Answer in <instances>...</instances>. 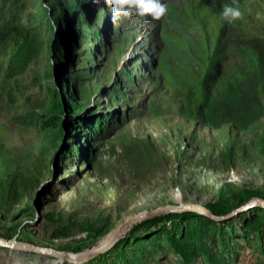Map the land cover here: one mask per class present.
I'll return each mask as SVG.
<instances>
[{
	"label": "rangeland",
	"instance_id": "obj_1",
	"mask_svg": "<svg viewBox=\"0 0 264 264\" xmlns=\"http://www.w3.org/2000/svg\"><path fill=\"white\" fill-rule=\"evenodd\" d=\"M37 1L27 0L29 12L37 11L30 5ZM82 4L91 12L86 0ZM42 6L48 13L46 4ZM122 19L135 36L118 57V79L94 88L91 77L83 78L86 97L64 76L78 69L93 77L101 67L105 57H97L108 35L100 25L80 28L59 21V35L50 39L43 14L41 22H30L37 23V33L46 40L37 55H18L0 44V80H11L15 72L7 70L24 63L18 72L36 97L29 103L21 100L15 109L2 107L10 129L19 126L27 134L20 142L0 139V238L75 254L105 240L120 221L137 212L193 204L210 217L187 210L143 219L107 250L78 264H264V208L214 219L252 199L264 201L263 97L256 130L228 127L223 124L227 116H209L213 130L197 123L187 132L153 122L148 126L136 112L141 99L132 105L119 99L112 103L111 95L120 89L121 65L153 55L156 60L160 46L152 32L158 28L153 30L151 17ZM80 35L97 49L91 61L77 67L75 42ZM166 46L174 69L190 79V65L182 62L185 51L175 43ZM58 49L61 56L55 53ZM199 52L205 57L201 48ZM174 54L180 56L179 63ZM207 102L203 98L201 106L215 108ZM128 137L138 142L127 143ZM146 139L149 145L139 142ZM53 259L0 247V264H55Z\"/></svg>",
	"mask_w": 264,
	"mask_h": 264
},
{
	"label": "trees",
	"instance_id": "obj_2",
	"mask_svg": "<svg viewBox=\"0 0 264 264\" xmlns=\"http://www.w3.org/2000/svg\"><path fill=\"white\" fill-rule=\"evenodd\" d=\"M83 1L38 0L30 4L37 11L29 12L27 0H0V44H8L18 55H37L46 40L37 33V23L30 22L42 21L45 14L43 3L49 8V13L61 22L80 28L92 22L100 25L108 35V45L99 48L102 53L97 57L99 60L105 57L101 67L93 77L78 69L64 76L71 84L76 83L80 95L86 97L83 78L91 77L94 88L100 83L105 86L116 81L114 68L118 57L133 44L135 33L124 28L128 23L122 18L115 24L112 22L111 7L105 0H86L92 8L91 12L82 4ZM176 2L177 5L163 2L167 11L161 19L154 21L153 30L158 29L155 35L152 32V36L160 46L156 60L153 55L144 62L135 59L121 65L117 71L121 75V81L118 80L120 89L111 95V102L119 99L132 105L141 99V108L136 112L141 118L143 116L148 126L153 122L187 132L188 126L197 123L213 130L215 126L209 116H222L223 119L227 116L229 119L223 124L228 127L256 130L257 110L261 108L259 100L260 97L264 99V0H237L243 17L232 22L225 20L222 12L225 5H233V0ZM178 11L182 15L179 19ZM135 19L139 20V17L135 16ZM183 19H186V26L182 25ZM165 34L171 35V38L165 37ZM167 43H175L185 51L182 62L190 65V79L174 69L166 51ZM75 48L77 67H82L86 65V59L91 61L97 46L80 35L76 37ZM55 53L59 56L63 54L59 49ZM174 58L177 63L181 61L177 54ZM24 65L20 63L7 70V73L15 72L11 80H0V139L5 143L20 142V137H25L27 130L19 126L10 129L2 107L6 105L15 109L21 100L29 103L36 98L18 72ZM203 98L209 101L207 103H215V108L210 105L202 107ZM127 139V143L135 141L132 137ZM139 142L149 145L147 139Z\"/></svg>",
	"mask_w": 264,
	"mask_h": 264
},
{
	"label": "water",
	"instance_id": "obj_3",
	"mask_svg": "<svg viewBox=\"0 0 264 264\" xmlns=\"http://www.w3.org/2000/svg\"><path fill=\"white\" fill-rule=\"evenodd\" d=\"M46 17V23L49 28V38L53 39L56 38L59 35V21L56 17L52 16L49 12H45ZM254 206H259L261 208H264V201L262 199L256 198L252 199L250 202H247L240 207L236 208L233 211H230L228 214L224 215L222 218H214L215 220H223L226 218H230L232 216L237 215L241 211L245 209L252 208ZM187 210H194L200 214H204L207 217H210V214L202 207L198 205L193 204H167V205H160L151 209L142 210L140 212L135 213L132 216H129L122 221H120L112 230L111 234L108 238H106L103 242L89 247L85 250L79 251L75 254H70L65 251H57L53 250L51 248H42L33 246L31 244H27L24 242H14L11 240H6L3 238H0V247L5 248H11V249H24V250H31L36 253H46L52 257H55L58 259V262L66 261L73 264H78L80 262L86 261L88 259H91L98 254L104 252L109 247L112 246V244L119 239L125 231H127L129 228H131L134 224L137 222L158 216L162 213L166 212H182Z\"/></svg>",
	"mask_w": 264,
	"mask_h": 264
},
{
	"label": "clouds",
	"instance_id": "obj_4",
	"mask_svg": "<svg viewBox=\"0 0 264 264\" xmlns=\"http://www.w3.org/2000/svg\"><path fill=\"white\" fill-rule=\"evenodd\" d=\"M105 3L111 7V19L114 24L122 17L132 16L139 17L143 21L148 17L159 20L167 11V6L161 0H105ZM233 5H225L222 12L223 18L229 22L243 17L237 0H233ZM257 18L261 17L258 15Z\"/></svg>",
	"mask_w": 264,
	"mask_h": 264
},
{
	"label": "bare ground",
	"instance_id": "obj_5",
	"mask_svg": "<svg viewBox=\"0 0 264 264\" xmlns=\"http://www.w3.org/2000/svg\"><path fill=\"white\" fill-rule=\"evenodd\" d=\"M250 201H251V200H250ZM250 201H249V202H250ZM110 234H111V233H110ZM109 236H110V235H109ZM109 236H108V237H109ZM108 237H107V238H108ZM103 241H104V240H103ZM103 241H102V242H103ZM100 243H101V242H100ZM40 254H46V253H40ZM46 255H48V254H46ZM54 258H55V257H54ZM52 261L56 264V262H58V259L55 258V259H53Z\"/></svg>",
	"mask_w": 264,
	"mask_h": 264
}]
</instances>
